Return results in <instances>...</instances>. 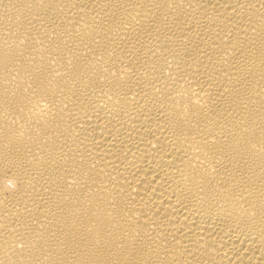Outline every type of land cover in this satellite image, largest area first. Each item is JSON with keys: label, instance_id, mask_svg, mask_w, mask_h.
I'll use <instances>...</instances> for the list:
<instances>
[{"label": "bare ground", "instance_id": "1", "mask_svg": "<svg viewBox=\"0 0 264 264\" xmlns=\"http://www.w3.org/2000/svg\"><path fill=\"white\" fill-rule=\"evenodd\" d=\"M0 264H264V0H0Z\"/></svg>", "mask_w": 264, "mask_h": 264}]
</instances>
